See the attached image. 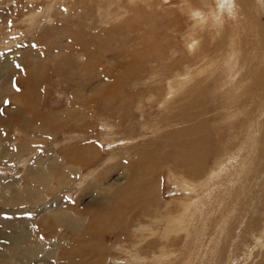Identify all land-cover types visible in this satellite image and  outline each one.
<instances>
[{"label":"rangeland","instance_id":"rangeland-1","mask_svg":"<svg viewBox=\"0 0 264 264\" xmlns=\"http://www.w3.org/2000/svg\"><path fill=\"white\" fill-rule=\"evenodd\" d=\"M227 1L201 0L195 9L185 7L189 0H0V118L7 113L13 121L8 129L0 127V237L7 232L14 244L20 238L25 242L20 249L29 241L44 243L27 264H54L56 254L59 264H264V119H255L264 103V33L244 37V21L230 16ZM255 3L254 10L250 0L251 12L247 5L243 13L264 27V0ZM230 27L237 33L229 34ZM70 37L81 39L88 53L66 62L58 51ZM88 54L91 61H101L87 69L86 85L97 77L105 85L100 92L114 97L95 102L91 91L83 93L85 101L73 97L84 85L79 66L92 64L86 62ZM222 55L225 65L227 56L249 64L247 110L252 114L242 124L241 116L233 119L246 109L234 96L238 82L226 69L221 74L227 73L231 82L221 86L219 77L213 78ZM60 64L64 76L63 70L61 76L55 72ZM178 80L185 81L183 86L175 85ZM31 96L21 115L23 101ZM191 103L207 126L204 174L206 167L198 172L184 167L191 149L179 132L191 125L185 122ZM64 111L73 113L56 118ZM24 115L29 129L14 121ZM47 118L60 127L56 135L38 134ZM90 134L100 148L96 164L82 168L79 178L58 194L44 193L48 207L42 210L31 198L39 184L54 180V185L60 176L63 162L53 155L69 156V165L80 167L79 147ZM178 134L181 140L174 141ZM18 154L19 160H9ZM37 157L45 174L27 195L30 202H24L18 192L28 187L26 171ZM99 173L96 180L105 179V186L122 182L112 190L107 211L104 200L84 192ZM125 173L129 176L123 182ZM62 211L81 215L83 233L66 234L69 244L58 238L55 243L62 245L55 248L52 217ZM62 229L59 234H65ZM169 231L174 233L167 240Z\"/></svg>","mask_w":264,"mask_h":264},{"label":"bare ground","instance_id":"bare-ground-1","mask_svg":"<svg viewBox=\"0 0 264 264\" xmlns=\"http://www.w3.org/2000/svg\"><path fill=\"white\" fill-rule=\"evenodd\" d=\"M131 3H134L135 0H129ZM181 2H186V0H180ZM190 3L188 4V6H185V7H190L192 6L193 8L195 9H199L201 8V5H200V1L198 0H189ZM238 0H233L234 2V5H236V7H233V3H231V0L227 1V5L229 6V12H230V16H232L233 19H236L237 21V18H238V21L240 20L241 22L244 21L243 25L245 27V32L244 31H240L244 34V37H248V34L249 32L252 33V32H256V33H259L261 38L263 36V33H264V27L261 26L263 28L262 32L260 31L259 29V25L256 23V22H253V21H249V18L246 17V13L244 14L243 13V10L244 8L248 5H250V0H239V3H235L237 2ZM184 2V3H185ZM200 2V3H199ZM254 2H257V0H252V4H253V7H254V10H255V6H256V3L254 4ZM145 3V2H144ZM231 3V4H230ZM250 7H247L250 11ZM215 10V9H214ZM201 12V11H199ZM251 12V11H250ZM246 15V16H245ZM254 15V14H253ZM204 20V19H203ZM235 21V20H234ZM226 24V23H225ZM260 27V28H261ZM244 29V28H242ZM259 29V30H258ZM227 32H229V34L231 33H237V30H233V27H230V30ZM240 35V33H239ZM251 36V35H250ZM77 40L76 41H73L72 38L70 37L69 38V45L66 47L65 49L62 48L61 50H59L58 52L60 53V56L64 55V59L66 58V62L67 60L69 61L71 59V56H75L77 53H81V52H86L88 53V50L87 51H83V48L85 46V44L83 43V41H81V39H79L78 37H76ZM250 38V37H248ZM261 40V39H260ZM251 42V41H250ZM264 42V41H263ZM90 43V42H89ZM210 43V42H209ZM67 44V43H66ZM211 44H207L206 46H209L210 47ZM256 45V44H255ZM264 45V43H263ZM208 47V48H209ZM255 48V46H253ZM263 47V46H262ZM262 50V49H261ZM217 50L214 49L213 52L215 53ZM257 51V49H256ZM241 53H242V47H241ZM45 54V53H44ZM43 55H40V57L43 59V58H47L46 54L45 56ZM50 54V53H49ZM223 54V53H222ZM89 57H88V60L86 62H91L92 64H89V65H81L79 66L84 72L82 74V77L80 78V81L82 83H84V85L82 86H77L76 90L78 91V93L76 95H74L73 97H76L77 100L79 101H85V94H83L85 91L87 92H93V94L95 95L93 98H95V102H99V101H102L104 97H114V95H110V96H104L102 92L100 91H103L104 92V89H105V85L99 81L97 79V77H92L94 79H92V85L88 88V86L86 85V81H85V73L87 71L88 68H90L91 66H93V64L95 65V61L96 63L100 62L101 61V58H98L97 60L95 61H91V57H90V54H88ZM255 55V54H254ZM260 55H263V53ZM50 56V55H49ZM48 56V58H49ZM58 56V55H57ZM66 56V57H65ZM257 57V56H256ZM51 58V56H50ZM57 58V57H55ZM60 59V58H59ZM87 59V58H86ZM202 59V57H199V60ZM225 59V56L222 55V57L220 58V62H219V71L215 72L214 75H213V78L215 79L216 76H218L219 78V85L221 86H224L223 84L225 82H231V80L229 78L226 77V74L227 73H224V75L221 74V72L226 69V71L228 72L229 76L232 77V80H236L238 83H237V87L235 88L234 90V96L236 95V101H239V100H242V104H246V109L245 110H242V112L239 114H235L233 115V119L235 120L238 116H241L240 120L237 119L239 121V124H242L243 122V119L244 118H248L249 116H251L252 114V111L251 112H248L247 108L249 106H247L249 103H248V100H249V87H247V81L249 80V77L246 76L249 72V75H250V69H249V64L248 62H244V63H237L235 60H233V58H231L230 56H227V59H226V65L221 61ZM256 59V58H255ZM51 60V59H50ZM54 61H56V59H54ZM61 61V60H60ZM63 62V61H62ZM61 62V63H62ZM254 62V60H253ZM53 63V62H52ZM56 63V62H55ZM59 64V60L57 62ZM252 63V62H251ZM258 63V62H257ZM263 64V63H262ZM68 66V68L70 67V64L67 63L66 64ZM60 66L62 67L61 69H58L60 68ZM59 67L56 68L55 72L57 73V76H61V71L63 70V75H65V66L64 64L61 65L60 64ZM96 66V65H95ZM97 67V66H96ZM258 67V66H257ZM262 67V66H261ZM260 67V68H261ZM67 68V67H66ZM93 68V67H92ZM259 68V67H258ZM259 68V70H260ZM74 69V68H73ZM26 70V69H25ZM95 70V69H93ZM78 71V70H77ZM262 71V70H260ZM70 72V70L68 71ZM90 72V71H89ZM187 72V71H185ZM259 72V71H258ZM74 73V70H71V73L69 76H72ZM246 73V74H245ZM78 75H79V71H78ZM67 76V74H66ZM67 76V77H69ZM76 76V75H75ZM254 76V75H253ZM73 77V76H72ZM260 77V76H259ZM256 79V78H255ZM260 79V78H259ZM25 85H28L29 86V80H24ZM78 81V79H77ZM163 81V80H162ZM31 82V81H30ZM88 82V81H87ZM184 80H178L175 82V85L177 87H181L183 86L184 84ZM258 83V81H256ZM28 83V84H27ZM148 84V82H146ZM255 83V82H254ZM262 81H259V84L262 85ZM32 84V83H31ZM106 84V83H105ZM218 84V83H217ZM37 85V84H36ZM81 85V84H80ZM149 85V84H148ZM38 86V85H37ZM215 86V85H214ZM259 86V85H258ZM257 86V88H258ZM255 87V86H254ZM257 90V89H256ZM30 92V91H29ZM29 94V93H28ZM256 95V94H255ZM31 98L32 96L28 99V100H24L23 101V105H24V108H22L21 110V115H23V113H25V107H26V102L28 103L29 101H31ZM90 99V98H89ZM234 100H235V97H234ZM89 101V100H88ZM93 102V103H95ZM138 106V105H137ZM71 107V106H70ZM69 107V108H70ZM253 107V106H252ZM21 108V107H20ZM138 108V107H137ZM196 104H193L191 103V106H189L188 108H186V113H187V116H188V119L187 121H185L187 124H191L189 127L185 128L184 130L180 131L179 133L183 136V138L186 140V145L189 146V148L191 149V153L188 154V157L187 159L185 160L184 162V167H187L188 170L187 171H193V170H200V169H203L204 167V170H203V174L206 172L207 170V163L209 161L208 159V148H206L207 146V142L205 141L206 137L204 138L205 136V132L207 131V126L204 127L203 126V121H199V118L201 117V114L197 113L196 110ZM254 108V107H253ZM258 115H256V120L259 121L260 119H264V103L259 105L255 111ZM73 112H69V111H64L63 113H58L57 114V117L56 118H65L67 116H70ZM250 113V115H249ZM6 116L7 118L6 119H3V118H0L3 119L0 121V127L4 128V129H8L9 128V122L12 124V119L11 117L9 116V114L6 113ZM25 116V115H24ZM21 117L19 116V118H17L16 120H14L17 124L21 125L23 128L25 129H29V127H25L24 125H28L27 123V120H26V116L25 117ZM88 117V116H87ZM221 117V116H220ZM53 118V117H52ZM223 118H225V116L222 117L221 120H223ZM28 119V118H27ZM53 120V119H52ZM52 120H50L49 118H47L46 120L44 121H41V127H39V132L38 134H43V135H56V130L57 128H60L58 125L56 126L54 122H52ZM61 121V119H59ZM67 120V118H66ZM9 121V122H8ZM12 121V122H11ZM131 121V118L129 117L128 122ZM196 121H198L197 123H195ZM77 123V121H75ZM182 122H184V120L182 119ZM34 123V122H33ZM31 123V124H33ZM86 123V122H85ZM125 123V124H126ZM54 126H52V125ZM78 124V123H77ZM84 124V123H83ZM82 124V125H83ZM64 125H66L67 127H74L75 125L74 124H63V127ZM13 126V125H12ZM81 126V125H80ZM86 126V124L84 125ZM261 122L258 123V130H261ZM87 127V126H86ZM66 129V128H65ZM85 129V128H84ZM48 130H51L50 132H46ZM60 130V129H59ZM74 131V130H73ZM72 131V132H73ZM1 132V131H0ZM8 132V131H7ZM71 132V131H70ZM94 132V131H93ZM9 134V133H8ZM7 134V135H8ZM93 134V133H92ZM178 134L176 135L173 140H181L182 136ZM203 137H200L199 139H197V136H202ZM1 139V138H0ZM82 143V142H81ZM48 145V144H47ZM179 145V144H178ZM43 147V146H42ZM70 147V146H68ZM75 147V146H74ZM65 148V147H64ZM63 148V149H64ZM158 148V147H157ZM80 150L83 151H80V154L82 153V159L80 160V167H77L76 165L74 164H71L69 165V160L71 159L69 156H66V155H63L61 154V152L63 151H60L59 154L61 155H57V154H54L53 155V160L55 161H62L63 162V167H62V171H61V174L60 176L55 180V184L54 185H51V182L52 180H49L47 181L45 184H39V188L38 189H34V193L32 195V198H31V201H35L37 203H39V206L42 207V210L43 209H47L48 207V204H47V198L46 196H44V193H52V194H58L59 191L61 189H63L67 184H69L70 182H72L74 179L76 178H79L80 174H81V169L82 168H90L91 166L95 165L96 162H97V158H96V154L97 152L99 151L98 149V146L91 140V134L89 136V139L87 140V142H84L82 143V145L79 147ZM45 150V149H44ZM42 150V151H44ZM46 151V150H45ZM50 151V150H49ZM154 151V150H153ZM53 152V151H52ZM150 155L152 154V151L150 150ZM47 152H44V154H46ZM65 153V152H64ZM51 154V153H50ZM159 154V152H158ZM158 154L157 157H158ZM154 155V154H152ZM19 154H18V158L14 157L13 155H11V158L9 160H19ZM155 156V155H154ZM153 156V157H154ZM152 157V158H153ZM156 158V157H155ZM153 158V159H155ZM28 159V158H27ZM41 157H37L34 161V163H32V165L29 167V169L26 171V176H25V179H26V183H29L28 184V187L25 188L24 191H20L18 192L19 195L18 197H21L22 200L24 202H30L28 199H27V195L29 194L30 190L32 189V186L37 183V178L43 176L45 174V164H42L43 163V160L41 159ZM45 159V158H43ZM22 160V159H21ZM32 160V159H31ZM157 160V159H156ZM31 163V162H30ZM183 167V168H184ZM155 168H153V171H154ZM153 171L147 176V181H150L151 177L150 175H152ZM185 170V174L187 172ZM198 172V171H197ZM195 173V172H194ZM102 174L99 173V174H96L95 176L92 177L91 179V182L88 184V186H86L84 188V192L85 193H89V192H94L96 194V198L97 199H100V200H104L105 201V211L111 209L109 208V202H110V198L109 196L112 195V190L116 187H119L122 185V182H117L115 184H110V185H106L105 186V179H102V180H96V179H99V177H101ZM128 173H125V175L123 176V178L121 179L123 182L126 181L128 179ZM6 178V177H5ZM184 181V180H183ZM54 182V180H53ZM52 182V183H53ZM4 184V183H3ZM17 188V187H16ZM21 188V187H20ZM5 190V189H3ZM5 193V192H4ZM6 197V195H5ZM57 198V197H56ZM56 198H55V201H56ZM3 199V198H2ZM1 200V199H0ZM49 200V199H48ZM8 199L5 198V202H7ZM49 202V201H48ZM57 202V201H56ZM50 203V202H49ZM23 208L27 207V206H22ZM116 207V203H115V206L112 207L115 208ZM117 209V208H116ZM237 214V213H236ZM80 214L77 213V214H74V212H65V211H62V212H58V213H55L54 216L52 217L53 220H56V225H57V229H56V234L54 236V238L51 239V242H53L54 244V247L55 248H58L59 246L62 245V242L60 243H55L57 241L58 238H62V239H66V242L69 244V239H67L69 236H67L66 234H70V232L72 233H76V235H81L83 232H82V224L84 222V219L83 221H81V215L79 216ZM232 215V214H231ZM234 216H237L235 215L234 213ZM233 216V217H234ZM229 218V217H228ZM236 219V218H234ZM176 218L173 220L175 221ZM81 221V223H80ZM209 222H206L204 223L205 225V230H207L209 228ZM111 225V224H110ZM113 225V224H112ZM65 229V231L63 233L65 234H59L58 232H62L63 229ZM76 230V231H74ZM87 230V229H86ZM105 230V229H104ZM113 230H115V226L113 228ZM148 233V232H147ZM171 233H174V231H169V232H166L165 235L167 237V240L171 237ZM85 234V238L88 239L89 235H90V232L87 231V232H84ZM153 234V233H151ZM75 235V236H76ZM101 235L105 236L106 234L105 233H101ZM28 235L25 233L24 234V237L26 238ZM73 236V235H71ZM149 236H152V235H149ZM148 236V237H149ZM80 238L77 237V240ZM83 239V236L81 237ZM81 239V240H82ZM86 239V240H87ZM81 240H78V241H81ZM216 240H218V237H216ZM84 241V240H83ZM73 242V240H72ZM76 242V240L74 241ZM86 242V241H85ZM84 242V243H85ZM21 243H25V242H21V239H16V243L14 244V239L11 238V237H8V234L7 232L5 233H2L1 234V237H0V246L3 247L0 249V255L3 257V259H0V264H13V262H18V263H23V264H27V261L28 259L30 258H34L35 257V254L36 252L38 251L39 249V246H43L44 243H41V242H32V241H29L28 245L25 246L23 249H20L21 247ZM81 243V242H80ZM75 244V243H74ZM83 244V242L81 243ZM216 244H218V242H216ZM137 246V245H136ZM84 247V245H83ZM141 247V246H140ZM217 248V247H216ZM138 249V248H137ZM160 249V248H159ZM162 249V248H161ZM139 250V249H138ZM163 250V249H162ZM215 250V249H214ZM167 252V251H166ZM12 253H17V255H12ZM206 254V253H205ZM51 259L53 260L54 264H59L60 263V260H59V256L56 254V255H53L51 257Z\"/></svg>","mask_w":264,"mask_h":264},{"label":"snow or ice","instance_id":"snow-or-ice-1","mask_svg":"<svg viewBox=\"0 0 264 264\" xmlns=\"http://www.w3.org/2000/svg\"><path fill=\"white\" fill-rule=\"evenodd\" d=\"M4 103L7 105L9 102L8 101H5ZM0 114H2V112H0Z\"/></svg>","mask_w":264,"mask_h":264}]
</instances>
